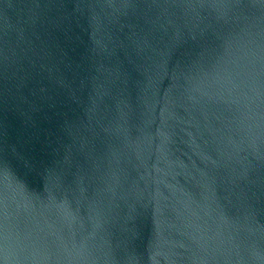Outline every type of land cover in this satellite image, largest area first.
<instances>
[{
    "label": "water",
    "instance_id": "95a60500",
    "mask_svg": "<svg viewBox=\"0 0 264 264\" xmlns=\"http://www.w3.org/2000/svg\"><path fill=\"white\" fill-rule=\"evenodd\" d=\"M0 264H264V0H0Z\"/></svg>",
    "mask_w": 264,
    "mask_h": 264
}]
</instances>
